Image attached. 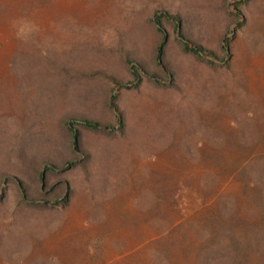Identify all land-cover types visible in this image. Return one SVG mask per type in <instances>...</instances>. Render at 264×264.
Masks as SVG:
<instances>
[{"label": "rangeland", "instance_id": "rangeland-1", "mask_svg": "<svg viewBox=\"0 0 264 264\" xmlns=\"http://www.w3.org/2000/svg\"><path fill=\"white\" fill-rule=\"evenodd\" d=\"M263 199L264 0H0V264H264Z\"/></svg>", "mask_w": 264, "mask_h": 264}, {"label": "trees", "instance_id": "trees-1", "mask_svg": "<svg viewBox=\"0 0 264 264\" xmlns=\"http://www.w3.org/2000/svg\"><path fill=\"white\" fill-rule=\"evenodd\" d=\"M237 11V17L236 19L239 20L236 24L237 28L242 26V23L240 21V16L238 14V9L236 6H232ZM169 21L173 24L174 30L177 34V39L179 40V43L181 45V49L184 53L191 55L197 59H205L210 63L211 66H214V60H218L220 63H223L227 61V59L231 56L229 52V43L231 41V38L224 37L222 43H221V50L224 54V57L222 59H219L215 56V54L208 50L207 48L201 46L198 43L190 42L189 40H186L183 38V34L181 32V19L178 15H170L163 12H157L153 15L152 22L155 25L156 30L161 35V39L159 44L156 47L155 51V62L158 66H161L163 64V56H164V47L166 45V35L162 26V21ZM139 67H130V72L132 74V81L121 84L119 82H114V85L119 89H136L139 84L141 83L142 77L141 73L139 72ZM149 79L156 80L155 76L152 74L147 75ZM109 107L114 111L116 118H117V124L118 127H121V118L118 113L117 106L115 104V98H111V103L109 104ZM80 120V121H79ZM78 121L76 119H71L69 121H66L64 123L66 130L70 133V145L73 149V151H77L79 148V133L76 130L75 126H81L85 127L87 129H91L94 131H97L100 127V125L92 120L89 119H79ZM252 140V139H251ZM74 165L73 162L68 161L66 162V165L62 169L70 168ZM47 168H44L42 171L38 172V179L39 182L43 183L45 181V172L47 171ZM6 178V177H5ZM4 179V177H3ZM22 198H25L26 194L21 191ZM25 200V199H24ZM66 201V196L62 198V200H59L55 202V204H64ZM264 203V199H263ZM264 222V221H263ZM226 252L223 253V257H218V261L215 264H247L245 262L246 255L248 254V244L241 245V244H234L232 246L226 247ZM218 255V252L216 253ZM216 256H212V261L217 260L215 258ZM226 259V260H224ZM221 260V261H220ZM204 264H211L210 261H206Z\"/></svg>", "mask_w": 264, "mask_h": 264}]
</instances>
